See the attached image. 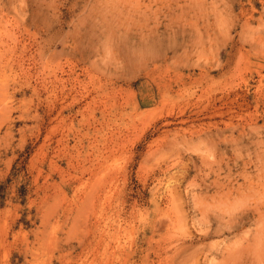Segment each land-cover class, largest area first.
Wrapping results in <instances>:
<instances>
[{
    "label": "rangeland",
    "instance_id": "1",
    "mask_svg": "<svg viewBox=\"0 0 264 264\" xmlns=\"http://www.w3.org/2000/svg\"><path fill=\"white\" fill-rule=\"evenodd\" d=\"M0 264H264V0H0Z\"/></svg>",
    "mask_w": 264,
    "mask_h": 264
}]
</instances>
